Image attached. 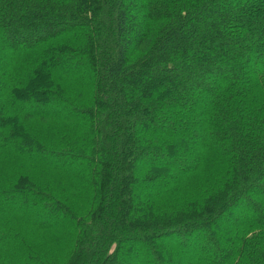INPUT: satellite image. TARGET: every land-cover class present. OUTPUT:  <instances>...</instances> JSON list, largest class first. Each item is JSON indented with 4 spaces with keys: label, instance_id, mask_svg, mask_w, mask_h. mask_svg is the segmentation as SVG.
<instances>
[{
    "label": "trees",
    "instance_id": "1",
    "mask_svg": "<svg viewBox=\"0 0 264 264\" xmlns=\"http://www.w3.org/2000/svg\"><path fill=\"white\" fill-rule=\"evenodd\" d=\"M197 71L208 85L179 86ZM208 228L222 257H184ZM153 249L144 264H264V0H0V264Z\"/></svg>",
    "mask_w": 264,
    "mask_h": 264
},
{
    "label": "rangeland",
    "instance_id": "2",
    "mask_svg": "<svg viewBox=\"0 0 264 264\" xmlns=\"http://www.w3.org/2000/svg\"><path fill=\"white\" fill-rule=\"evenodd\" d=\"M224 1H227V0H224ZM211 20L213 21V18H211ZM212 23V22H211ZM201 26L203 27L204 26V22L202 21V23H201ZM211 27V26H210ZM27 37V36H26ZM227 43H228V41H225V40H223L222 42H221V48H222V45H223V47H225V50H227ZM197 48H198V46H196ZM200 49H201V52L203 53V55L204 56H207V51H202V47H199ZM199 49V50H200ZM204 50V49H203ZM246 57V59L247 58H249V54H245V55H243V57ZM225 61H227V62H225ZM73 62H76L77 63V65L76 64H68V65H70L71 67H73V66H77L79 69H81V62L80 61H77L76 59L73 61ZM228 62L230 63V61H229V59L228 60H223L222 62H220V63H210V64H207L206 66H205V68H209V70L210 71H212V72H216V71H218L219 69H223V68H225V69H229V70H234V63L235 62H232L233 64H228ZM73 65V66H72ZM236 65V64H235ZM238 66V65H237ZM239 67H242V65L241 66H239ZM200 72L201 71H197L196 72V74L191 78V80H189V82L187 83V82H184V84L183 83H180L179 84V86H181V85H185L186 87L188 86V88H190L191 86H198L199 84H209L208 83V81H210V79H209V76L206 74V73H204L203 75L202 74H200ZM145 73V74H144ZM147 71H145V72H143L142 73V77H143V81H146L147 80ZM176 79H177V76H175L174 77V80H171V81H168L167 80V84H168V86L169 87H172V84L176 81ZM192 83V84H191ZM184 101H186L187 103H191V102H193V100H190V98L187 96V97H185L184 98ZM189 104H187V105H189ZM195 104V103H194ZM195 106H197V105H195ZM157 126H161V127H166L167 125H169V124H167L164 120H161V121H159V123H155ZM178 128V127H177ZM177 128L175 127V129L177 130ZM195 141H198V139H197V136H195ZM41 155V156H40ZM39 156L40 157H42V158H45L46 159V161H48V163H50V160H49V158H48V156H46L45 154H40ZM149 160H151L152 162H154V164H156V165H159V164H161V162L162 161H164L163 159H158V158H153V157H150V158H148ZM147 159V160H148ZM177 159V163H178V165H179V167H183L184 165H185V159H183V157H181V158H176ZM184 161V162H183ZM180 163V164H179ZM36 168H40L39 166H37V167H35V170H36ZM39 173H40V171H38ZM16 200V202H11V203H13L15 206H22V207H24V206H26L25 204H23V203H19V199H15ZM28 206L29 207H31V209H32V211L39 217L38 219H40V220H43V221H46V222H54L55 220H53L51 217H50V215H49V213L48 212H46V208H44V207H42V206H37V205H32V204H28ZM230 213H228V216H226V217H224V218H220V219H218L217 220V222H215V225H214V228H218L219 226H221V229L222 230H225V228H226V225H228V223L230 222V218H232L233 217V215H235V210H231L230 209ZM51 215H54L53 214V212H51L50 213ZM59 221H62V220H59ZM66 221V220H65ZM223 223V224H222ZM226 224V225H225ZM209 229V234H210V236L212 235L213 236V239H212V241H211V243H210V246L209 247H204L203 245H197L196 244V240H194V239H191L190 240V243L189 244H183L184 245V248H185V250H184V252L182 253V255L184 256V257H189L190 255H192L193 253H194V249H193V247L192 246H194L195 245V249H197V251L199 252V251H201V252H206L205 254H203V256H202V259L204 260V259H206L207 257H210V255H214L215 257V259H219V258H221L222 257V255H223V253H222V250H221V247L218 245V235H216V233H215V230L213 231L211 228H208ZM205 230V229H204ZM138 244H140V243H138ZM192 245V246H191ZM143 248V247H142ZM216 248H219V250H217V252H213ZM150 258L151 257V259H157L158 258V253L153 249V250H151V253L150 254H148V255H145L144 256V254H143V256H142V258L141 259H135V260H133V261H128V263H132V264H144V258ZM177 260L178 259H176L175 258V261L173 262V264H178L177 263ZM11 262V261H10ZM165 264H171V263H169V262H165ZM181 264H183V263H181Z\"/></svg>",
    "mask_w": 264,
    "mask_h": 264
}]
</instances>
